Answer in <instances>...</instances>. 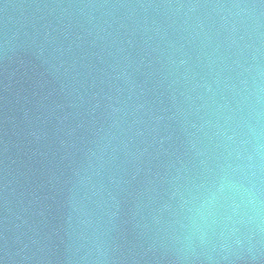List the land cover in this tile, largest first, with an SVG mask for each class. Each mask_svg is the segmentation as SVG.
<instances>
[{
  "label": "water",
  "instance_id": "water-1",
  "mask_svg": "<svg viewBox=\"0 0 264 264\" xmlns=\"http://www.w3.org/2000/svg\"><path fill=\"white\" fill-rule=\"evenodd\" d=\"M0 264H264V0H0Z\"/></svg>",
  "mask_w": 264,
  "mask_h": 264
}]
</instances>
